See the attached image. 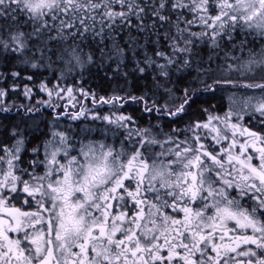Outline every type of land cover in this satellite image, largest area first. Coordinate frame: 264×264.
Here are the masks:
<instances>
[{"label": "snow or ice", "instance_id": "obj_1", "mask_svg": "<svg viewBox=\"0 0 264 264\" xmlns=\"http://www.w3.org/2000/svg\"><path fill=\"white\" fill-rule=\"evenodd\" d=\"M0 264H264V0H0Z\"/></svg>", "mask_w": 264, "mask_h": 264}, {"label": "trees", "instance_id": "obj_2", "mask_svg": "<svg viewBox=\"0 0 264 264\" xmlns=\"http://www.w3.org/2000/svg\"><path fill=\"white\" fill-rule=\"evenodd\" d=\"M18 103H19V101H18Z\"/></svg>", "mask_w": 264, "mask_h": 264}]
</instances>
